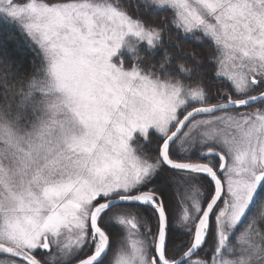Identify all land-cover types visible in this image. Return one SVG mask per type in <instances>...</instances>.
Returning <instances> with one entry per match:
<instances>
[{"label":"snow or ice","instance_id":"snow-or-ice-1","mask_svg":"<svg viewBox=\"0 0 264 264\" xmlns=\"http://www.w3.org/2000/svg\"><path fill=\"white\" fill-rule=\"evenodd\" d=\"M0 264H264V0H0Z\"/></svg>","mask_w":264,"mask_h":264},{"label":"trees","instance_id":"trees-1","mask_svg":"<svg viewBox=\"0 0 264 264\" xmlns=\"http://www.w3.org/2000/svg\"><path fill=\"white\" fill-rule=\"evenodd\" d=\"M170 195H173L175 201L179 198L178 194L176 193H170Z\"/></svg>","mask_w":264,"mask_h":264},{"label":"rangeland","instance_id":"rangeland-1","mask_svg":"<svg viewBox=\"0 0 264 264\" xmlns=\"http://www.w3.org/2000/svg\"><path fill=\"white\" fill-rule=\"evenodd\" d=\"M171 198H172L173 202H175L173 195L171 196Z\"/></svg>","mask_w":264,"mask_h":264}]
</instances>
